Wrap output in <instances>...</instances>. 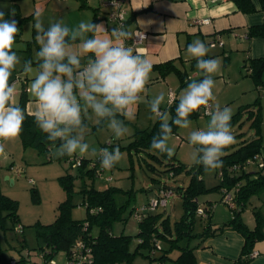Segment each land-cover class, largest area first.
I'll use <instances>...</instances> for the list:
<instances>
[{"label": "clouds", "instance_id": "clouds-1", "mask_svg": "<svg viewBox=\"0 0 264 264\" xmlns=\"http://www.w3.org/2000/svg\"><path fill=\"white\" fill-rule=\"evenodd\" d=\"M115 3V0H113ZM9 16H15L12 9ZM35 41L39 50L32 59L22 62L13 50L20 30L15 19H6L0 11V158H6L5 143L18 138L25 120V110L17 103V87L10 78L18 66L32 77L29 92L35 100L34 117L37 127L53 142L54 157L90 154L99 159L100 167L112 170L123 158L119 146L90 147L86 136L90 134L88 121L95 119L120 139L129 129L125 119L133 118V106L147 91L152 64L135 46L146 39L143 32L129 30L125 23L109 32L103 24L80 21L73 27L63 20L50 22L45 28L42 13L34 14ZM134 38H138L134 41ZM128 41H134L128 44ZM190 58L202 74L192 79L179 94L167 95V104L175 103V116L167 109L165 93L161 92L148 103L153 117L159 120V131L152 137L151 149L171 159L175 150L169 141L173 127L190 129V116L203 108L210 117L203 129L191 130L189 144L193 147L191 162L207 171L223 167L224 149L235 143L231 130L232 110L215 103L214 76L221 69L216 58L206 59L209 48L196 39L187 46ZM55 142H59L58 145ZM79 162V161H78Z\"/></svg>", "mask_w": 264, "mask_h": 264}, {"label": "rangeland", "instance_id": "rangeland-1", "mask_svg": "<svg viewBox=\"0 0 264 264\" xmlns=\"http://www.w3.org/2000/svg\"><path fill=\"white\" fill-rule=\"evenodd\" d=\"M70 1V3H68ZM80 0H0V11L5 13L6 19H15L20 32L16 37V43L13 50L21 57L22 62L27 59L35 61V53L39 50V45L35 41V30L31 28L34 23V14L39 11L42 13L44 26L47 28L50 22L63 20L70 28L77 25L80 21H85V11L91 10L78 7ZM79 8V9H78ZM15 9V16H9L8 13ZM79 10V11H78ZM101 10V8H100ZM84 14V15H82ZM102 14V11L100 12ZM103 16V15H102ZM211 58L219 59L221 62L220 71L214 76L216 96L215 103H219L221 107L228 106L232 110V116L236 117L231 122L232 134L235 137V143L224 149L225 153H229L236 149L243 140H250L256 137V126L252 125L253 117L250 116L254 112L258 113L259 132L261 137V146L264 149V75H262L261 89L254 84L252 77L248 75L244 61L235 60L233 57L230 62L224 57L223 52H218ZM35 67V63H34ZM224 70H227L224 72ZM19 80L27 79L28 85L32 77L26 76L19 68L13 72ZM13 79V80H14ZM180 82L174 73H168L163 79H151L147 85V91L142 94L141 101L133 106V118L125 119L129 131L120 138H115L112 133L103 124L97 125L95 119L88 121L90 134L86 136V142L90 147L115 148L119 146L123 158L110 171L103 170V177L79 176V170L68 165L67 158L54 157L53 144L46 149H38L35 146H24L20 137L11 142L5 143L6 158H0V191L18 201V222L23 226L22 233H15L12 229L5 230L1 235L2 245L5 247L7 256H18L20 240H23L27 248L37 247L43 244L42 238L37 237L35 232V223H50L57 214L58 204L65 199L66 192L58 182L57 178L66 173L74 176L73 192L71 196V216L74 219H83L86 217V205L79 189L82 186L92 184L95 189H105L109 186L120 188L115 191L114 198L118 205L127 204L124 216H127L126 222L117 221L113 225V232L118 234L134 235L138 231L137 222L133 216L129 215V211L134 207L146 202L151 195H154L155 189L152 186L159 182L165 188L174 189L177 186H186L190 179V173L181 169L178 173L172 174L167 171V166L151 159L143 150L129 151L125 148L132 140L131 134L137 129L150 128L156 118L151 114L148 103L156 95L165 93V103L161 105V110L167 106L168 89L171 88L177 95L187 87V85H179ZM19 88V87H18ZM178 89V90H177ZM247 106V107H246ZM247 108V109H246ZM246 109V110H245ZM249 110H254L250 113ZM238 116V117H237ZM192 127L190 129H179L173 133L169 144L174 148L175 154L171 161L176 164H182L186 169H190L194 164L191 162V153L193 147L189 144L188 134L191 130L203 129L207 126L210 117L205 114L203 108L200 114L191 119ZM59 143V142H58ZM58 143H56L58 145ZM112 144V146H108ZM124 147V148H121ZM79 157V156H78ZM84 159H95L96 157L86 154ZM21 168L22 172L17 174L16 168ZM153 167V170H151ZM249 170H256V166L252 165ZM214 171H205L203 169L201 176L204 185L209 188L220 183V176ZM8 175L13 181L5 179ZM110 177L111 179H106ZM154 179V180H153ZM34 188L38 193V200H34L31 189ZM220 190H211L198 196L199 202H210L213 206L212 219L214 221H227L232 216V212L228 203L221 200ZM264 205V195L261 198L257 196L251 197L241 212L244 221L253 222L252 209L259 210ZM157 211H163L164 215L169 217L170 223H174L182 214V205L180 196L174 192L168 196L163 207H159ZM261 213H264L262 211ZM211 220V221H213ZM204 220L197 219L195 229L198 231ZM10 224V222H7ZM136 240L133 238L131 246H135ZM24 249V248H23ZM171 255H175V252ZM57 264H64L65 255L58 252L55 255ZM146 259L141 255H137L134 259L135 264H141Z\"/></svg>", "mask_w": 264, "mask_h": 264}, {"label": "trees", "instance_id": "trees-1", "mask_svg": "<svg viewBox=\"0 0 264 264\" xmlns=\"http://www.w3.org/2000/svg\"><path fill=\"white\" fill-rule=\"evenodd\" d=\"M80 1L81 6H85V0ZM233 1L238 9L244 13L255 11V6L251 0ZM260 1L262 7H264V0ZM128 21L129 18H127L126 23ZM247 35L249 37L264 35V25L250 27ZM243 66L247 68V73L253 78L254 84L261 88L262 75H264V56L253 59L249 57L245 58ZM152 69L157 70L161 77L174 72L179 79L180 85H187L192 80L186 71L177 68L171 60L152 64ZM188 70L198 73V76L194 79L202 78V74L196 68L195 59L191 60ZM169 90L172 89L170 88ZM27 99L26 87L24 85L18 102L19 106L24 110ZM178 99L179 97L177 98V102ZM175 106V103L171 106L167 104L165 109L169 111L170 116H175ZM249 112L253 113L254 110H249ZM199 114L200 110L194 112L190 116V119L197 117ZM250 116L253 117L252 125L256 126V137L247 141L243 140L236 149L224 154L222 157L223 167L217 171L220 176V183L209 188L204 185L201 176L204 169L202 166L193 165L190 169H186L180 163H173L171 161L172 158L168 159L166 155H162L156 150L151 149L152 137L159 131L160 122L158 119H156L150 128L137 129L131 134L132 140L125 147L130 155L131 150H143L156 162L163 163L166 160L164 162L167 166L166 170L172 171L173 175L181 169L190 173V179L186 186H177L174 189L166 188L172 191L171 195L175 192L181 198L182 214L174 223H170L169 217L164 215L163 211H157L159 207H163L158 206L154 210L143 212L138 220L134 218L138 227V231L134 235L122 232L115 234L112 231L115 222L122 221L125 223L128 218L123 215L127 204L118 205L115 202L114 193L120 188L109 186L105 189H95L92 184L87 187L82 186L79 189L83 202L86 205V217L74 219L71 216V207L73 206L71 196L74 190V176L66 173L57 178L66 192V197L58 204L54 220L47 224L35 223L36 235L42 238L43 244L27 248L25 242L20 240L21 248L18 249V256L10 257L6 255L1 235L7 229H12L15 233H22L23 226L20 224L21 230H16V226L19 224L17 223L19 219L17 211L18 201L0 191V264H18L27 261H30L32 264H42L44 260L42 257L40 258L39 254L43 253L45 259L55 260V255L58 252H62L66 259L77 240H83L90 248L92 260L90 264H135L134 259L137 255H141L146 259L141 264H198L194 252L195 249L201 245L205 237L214 235L225 227L234 229L243 236L241 255L235 264H247L251 259L249 255L253 250L255 242L264 238V215H262L260 208L259 210L252 209L255 221L253 227H249L241 217V212L251 197L257 196L261 198L264 195V167H259L258 164L259 162H264V149L261 146L259 132L260 118L256 112L252 115L250 114ZM235 120L236 117L232 116L231 122ZM176 132L177 128L174 126L173 133ZM19 137L24 146L32 145L42 150L53 144V142L48 140L47 135L37 127L34 117L27 113L26 110L25 120ZM108 146H112V144ZM112 149L110 148L109 150L111 151ZM73 157H68L67 162L68 159ZM80 158V165L77 167H72L68 162L70 167L80 171L79 176H82L83 179L86 175L90 177H103V169L100 167L97 157L88 160L83 157ZM249 160L253 161L248 163ZM252 165L256 166V170H249V167ZM19 169L21 170V168ZM96 169L102 171L101 175H97ZM151 170H153V167H151ZM106 179L110 180L111 178L107 177ZM157 183L159 184V182ZM161 189H165V187L161 185L154 197L159 195ZM214 189L220 190L222 194L221 200L224 199L225 190L232 193L234 201V205L232 207L229 206L232 216L217 227H214L211 221L213 206L210 202L201 203L198 199L199 195ZM31 194L33 199L37 201V190L32 188ZM151 198L131 209L129 215L133 216L136 209L148 203ZM199 206L205 211V216L197 213ZM197 219L204 220L202 222V229L198 231L195 229ZM7 222H10V224H7ZM133 238H135L136 243L132 247L131 242ZM25 251L26 253H24ZM174 252L175 255H171Z\"/></svg>", "mask_w": 264, "mask_h": 264}, {"label": "crops", "instance_id": "crops-1", "mask_svg": "<svg viewBox=\"0 0 264 264\" xmlns=\"http://www.w3.org/2000/svg\"><path fill=\"white\" fill-rule=\"evenodd\" d=\"M251 1L255 6V11L248 13L240 11L233 0H125L124 8L129 18L127 28H140L148 32V38L140 45L139 53L151 64L171 60L177 68L186 71L190 79H194L198 73L188 70L192 58L187 53V46L196 39L205 42L209 48L207 59L220 51L229 62L233 57H237L235 60L239 59L240 62L248 57L253 59L264 56V35L250 37L247 35L250 27L264 25V7L261 1ZM99 2L100 0H85V6H81L80 3L78 7H88L91 12L80 10V13L85 11L83 13L86 15V22L94 21L93 23L103 24L111 32L113 25L105 18L104 10H100ZM101 11L102 14H100ZM202 18H209V22H197ZM243 34L247 36L243 37ZM14 77L12 75L10 82L16 83L17 103L25 85L28 98L25 110L31 114L34 111L35 100L27 87V79L19 80L18 77L15 79ZM164 78L165 76L161 77L157 70L152 69L151 82L152 79L158 81ZM175 94L178 98L177 93ZM156 185L158 187L153 188L155 189L154 195L149 198L154 197L161 187L158 183L153 186ZM261 207V211H264V205ZM212 216L211 220H213ZM245 222L249 227L255 224L254 219L252 223ZM212 223L214 227H217L224 222L213 220ZM201 229L202 226L199 230ZM242 245L243 236L238 231L225 227L214 235L205 237L194 252L198 264H235L241 255ZM252 252L256 255L251 257L247 264H264V238L255 242Z\"/></svg>", "mask_w": 264, "mask_h": 264}, {"label": "built area", "instance_id": "built-area-1", "mask_svg": "<svg viewBox=\"0 0 264 264\" xmlns=\"http://www.w3.org/2000/svg\"><path fill=\"white\" fill-rule=\"evenodd\" d=\"M124 2L125 0H115V3H113V0H100L99 2V7L101 9H103V13L105 18L113 25L114 27H118L122 22L125 23L126 27H127V12L124 8ZM197 22L199 23H208L209 22V18H202L197 20ZM131 31H140L143 32L146 39L148 38V32L140 29V28H133V29H129ZM241 36V35H240ZM243 37H246V34L242 35ZM138 38H134V41L137 40ZM144 40V41H145ZM134 41H128V44H133ZM140 42L139 44H136L135 46L139 49L140 45L144 42ZM221 44V42H219ZM174 93L172 90H168V94L169 93ZM203 111L205 112V110L203 109ZM79 161V162H78ZM80 161L81 158L80 157H73L68 159L69 164L72 167H77L78 165H80ZM253 160H249L248 163H251ZM259 167H264V162H259ZM15 172L17 174L21 173V170L19 168L15 169ZM101 170L100 169H96V173L97 175H101ZM221 174V173H220ZM224 201L226 203H228V205L230 207H232L234 205V201H233V195L230 192H226L224 190ZM172 194V191L170 189H161L159 195H157L154 198H151L148 203L143 204L142 206H140L138 209H136V211L133 214V217L135 219H139L141 217V214L143 212L149 211V210H154L156 209L158 206H164L166 203V199L168 196H170ZM140 212V213H139ZM197 213L205 216V211L202 209V207L199 206V208H197ZM21 225L18 224L16 226V230L20 231L21 230ZM44 254V253H43ZM43 254H39L40 258H43V262L42 264H57L56 261L54 259H45ZM256 253L255 252H251L250 253V257L255 256ZM92 262L91 260V250L90 248L85 244V242L83 240H77L71 250V252L69 253V256L65 259L64 264H90ZM26 264H32L30 261H28Z\"/></svg>", "mask_w": 264, "mask_h": 264}, {"label": "water", "instance_id": "water-1", "mask_svg": "<svg viewBox=\"0 0 264 264\" xmlns=\"http://www.w3.org/2000/svg\"><path fill=\"white\" fill-rule=\"evenodd\" d=\"M5 179H9L10 181H13V179L12 178H10L9 176H5ZM155 187H158L157 185L156 186H152V188H155Z\"/></svg>", "mask_w": 264, "mask_h": 264}]
</instances>
